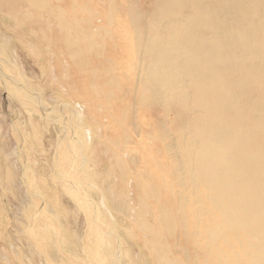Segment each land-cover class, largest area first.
<instances>
[{
    "label": "bare ground",
    "instance_id": "bare-ground-1",
    "mask_svg": "<svg viewBox=\"0 0 264 264\" xmlns=\"http://www.w3.org/2000/svg\"><path fill=\"white\" fill-rule=\"evenodd\" d=\"M0 13L81 104L87 176L150 264H264V0H0Z\"/></svg>",
    "mask_w": 264,
    "mask_h": 264
},
{
    "label": "rangeland",
    "instance_id": "rangeland-1",
    "mask_svg": "<svg viewBox=\"0 0 264 264\" xmlns=\"http://www.w3.org/2000/svg\"><path fill=\"white\" fill-rule=\"evenodd\" d=\"M34 60L0 13V264H150L87 176L92 123Z\"/></svg>",
    "mask_w": 264,
    "mask_h": 264
}]
</instances>
